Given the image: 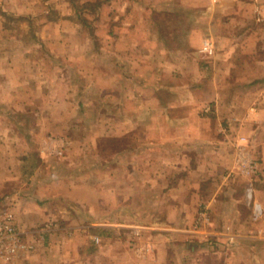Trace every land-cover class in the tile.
<instances>
[{
  "label": "crops",
  "instance_id": "0c3cea01",
  "mask_svg": "<svg viewBox=\"0 0 264 264\" xmlns=\"http://www.w3.org/2000/svg\"><path fill=\"white\" fill-rule=\"evenodd\" d=\"M100 1L95 33L106 40L67 17L42 26L60 63L52 71L45 55L0 57L10 65L0 67V104L30 107L28 197L17 194L13 212L35 247L18 264H264V173L253 183L243 170L263 168L264 147L240 136L239 116L264 94V0ZM45 2L11 10L44 15ZM83 81L120 100L118 117L107 111L79 139L84 125L62 107L82 106ZM261 112L248 114L249 130ZM4 159L13 184L17 153ZM202 210L209 220L196 226Z\"/></svg>",
  "mask_w": 264,
  "mask_h": 264
},
{
  "label": "rangeland",
  "instance_id": "374dc122",
  "mask_svg": "<svg viewBox=\"0 0 264 264\" xmlns=\"http://www.w3.org/2000/svg\"><path fill=\"white\" fill-rule=\"evenodd\" d=\"M45 1V11L47 13L39 16H33L30 14V12L29 14H16L12 12L11 9H30V0H15L12 2L8 1V3L5 1L2 2V4L0 5V57H3V59L5 58L8 61V59H11L13 57L23 58L29 56L30 54L34 55L35 57H42L45 55L49 59V65L51 66L52 71L54 65L60 63L53 58V54H49L48 51L44 49V47L42 46V42H40V33H42L41 29L44 24L49 21L58 20L62 17H67L69 19H72L73 22L81 24L93 39L101 41L107 39L105 30L98 32V35H96L95 33V21L98 18L100 12L106 8V1ZM79 32L73 31L70 33V36H72L73 39H80L81 35L79 34ZM6 60H4L0 65L3 72H6V70L10 66L6 63ZM10 62H12V60ZM60 66H62V68L70 74L76 73L74 68L69 64L65 63L64 65L61 64ZM74 82H78L77 79ZM82 85L84 87L82 95L74 96L78 101H80L81 99L80 103L82 106L80 107L79 104L77 105V107H62L67 111L65 116L66 119H69L70 122L79 120V123H81V125H84L81 130L78 129L76 131L74 130L73 132V136H77L79 139L82 136H85L83 134H86V129H88V131H92V128H97L94 124L96 123V121L100 120V117H105L107 111V115H110L109 113H112L113 115H115V117H118L116 116L118 113V111H116V108L119 107V104L117 103L120 100L116 95H111L108 97L107 95L100 93L101 91L97 92L90 86V82L83 81ZM243 93L245 94V97H247V93L245 90ZM28 98L30 99V97ZM57 99L58 96L54 97V101H57ZM108 100L109 102L111 101L112 105L116 103L114 107H107ZM259 103H261V107L258 106ZM247 104L251 108V111L248 109V111L239 113V116L241 115L240 117H242L241 121H243V135L241 134L240 136H245L247 137V139H249L248 137L257 135L261 138L262 141V145L260 146L264 147V94L260 97L257 103L249 100ZM256 109L263 110V112L260 113V118L262 119V121L258 122V124L255 126L253 125L252 131L249 130V127H247L246 120L249 117L248 114ZM1 124L2 126H4V132L3 134H1V137H3L4 140L3 142H1L0 140V180H3L6 186L3 183L0 185V210L11 209L12 211H15V206L18 203V200H15L14 197L17 194H20L19 196H22L23 198L28 197L26 194H28L27 189H29L28 185L30 184V147L27 149L25 145V147L22 148L24 144H27V141L28 143H30V107H12L9 104H0V125ZM221 131L227 134L226 127L223 126ZM70 133H68L67 135L68 138L73 137L72 134L70 135ZM48 138L51 141L57 140V137L52 133L48 135ZM244 143L247 144V141H245ZM10 152L17 153V161L13 162V168H15L13 170V174L16 173L13 177L15 179L13 184L8 183L9 181H11L9 179L12 177L8 175L6 166L4 165L6 163H10L9 159H4L6 158V154ZM57 155H61V152H57ZM256 161L258 162V160ZM262 166L263 168H261V165L258 162V167L254 175L251 176L249 180H247L246 178L245 179L247 181L256 183L254 181L255 177H259L261 175V172L264 173V164ZM260 179L261 181H263L264 176H261ZM261 195L262 197H264V192H262ZM263 211L261 214L258 213L257 215L260 217L263 214ZM196 226L202 225L196 224ZM46 227L47 225L45 227L43 226V228ZM205 243L206 240H194L189 244L193 248H202Z\"/></svg>",
  "mask_w": 264,
  "mask_h": 264
},
{
  "label": "built area",
  "instance_id": "2783aa9c",
  "mask_svg": "<svg viewBox=\"0 0 264 264\" xmlns=\"http://www.w3.org/2000/svg\"><path fill=\"white\" fill-rule=\"evenodd\" d=\"M202 51L211 54L213 52L212 43H205ZM207 112L209 110H206ZM244 171L249 174L256 172L257 163L251 162L249 164L244 162ZM253 196L251 188L247 191L248 199ZM255 211L262 213L263 208L260 204H255ZM208 215L205 210L199 214L198 225H204L208 221ZM35 245L27 242L24 239V234L19 229L16 216L11 209L0 210V264H18V261L27 253L34 249Z\"/></svg>",
  "mask_w": 264,
  "mask_h": 264
}]
</instances>
